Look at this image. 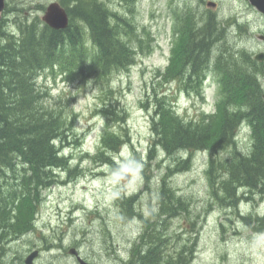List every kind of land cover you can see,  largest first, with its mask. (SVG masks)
Returning <instances> with one entry per match:
<instances>
[{
  "label": "trees",
  "instance_id": "1",
  "mask_svg": "<svg viewBox=\"0 0 264 264\" xmlns=\"http://www.w3.org/2000/svg\"><path fill=\"white\" fill-rule=\"evenodd\" d=\"M10 4V0H6L0 20V228L7 226L15 235L18 231L34 229L40 190L63 182L56 179L57 174L51 170L65 168L70 175L76 169V166H68V158L62 150L68 143L69 132L76 135L72 131L75 113L66 110L65 104L48 106V91L38 83L41 71L50 67L73 79L94 80L110 95L113 92L111 77L127 71L135 62V56L150 46L145 40L146 29L139 30L128 17L121 27L107 23V8L102 2L79 0L74 11L68 10L77 15L72 17L77 22L70 19L67 27L60 30L48 27L39 19L31 23L20 17L13 22L16 28L8 29L7 17L12 14ZM186 11L174 10L173 33L177 38L170 62L161 73L163 80L179 79L183 91H196L205 71L213 66L219 72L220 98L216 113L201 115L210 116L207 122L201 123L180 117L166 95L154 90L155 105L150 115L153 144L149 155L152 156L155 148L168 155L179 150L189 153L185 158H177L172 167L168 166L158 185L157 208L150 206L146 217L134 208L135 194L118 199L122 213L129 218L138 217L143 224L137 240L129 248L133 264H189L187 252L183 253L185 242L184 246L173 250L174 253L168 250L166 222L179 212L187 211L186 201L168 184V178L190 167L193 150L205 146L215 160H211L206 174L210 195L217 206L236 208L239 201L247 200L246 196L250 198L249 193L264 196L263 62L252 58L243 47L235 48L228 39L231 31L225 29L227 26H217L224 22L215 16H208L206 25L204 22L201 27L195 25V13ZM236 24H231L235 36L246 26ZM214 42L220 46L213 56V50L209 49H213ZM104 97L108 96L100 98L102 106L96 112L102 113L107 121L92 158L100 157L102 162L118 168L112 155L128 138L121 132L123 124L117 131L110 121L123 123L125 112L117 109L113 101L105 102ZM215 117L218 121L214 124ZM241 121L248 122L253 139L246 152L237 147L234 138ZM212 123L216 129L210 132L207 126ZM226 146L233 149L229 155L215 159ZM256 216L255 221H264V217Z\"/></svg>",
  "mask_w": 264,
  "mask_h": 264
},
{
  "label": "rangeland",
  "instance_id": "2",
  "mask_svg": "<svg viewBox=\"0 0 264 264\" xmlns=\"http://www.w3.org/2000/svg\"><path fill=\"white\" fill-rule=\"evenodd\" d=\"M13 1L15 3L10 4L12 14L7 17L8 29L16 28L13 22L21 16L24 20L25 12L37 19L43 15L36 11L39 8L35 2L26 1L27 4L19 0L16 4V0ZM189 1H121L120 9L129 20L139 30L142 27L146 29L145 40L150 47L135 56V62L127 71L111 77L113 92L110 95L105 94L94 80L73 79L71 75L57 69L53 71L50 67L41 71L38 83L48 91V106L65 104L66 110L75 113L72 131L76 135L69 132L63 154L68 158V166H76V169L70 175L65 168L52 171L57 174L56 179L63 182L53 183L48 190H40L35 227L26 235L30 241L24 245L18 243L25 252L40 244L46 246L37 264H74L70 256L63 257L58 250L59 245L76 246L95 264H125L122 259L128 257V250L137 240L143 224L138 217L124 215L117 205L118 199L135 194L134 208L146 217L150 206L157 208L158 185L168 166L172 167L177 158H185L189 153L179 150L168 155L155 148L152 156L149 155L153 144L150 115L155 105L154 92L165 94L171 101L170 106L185 120L200 115L202 111L216 113L220 98L219 72L213 69L212 64L196 91L181 92L179 89L183 88H179V84L182 85L179 79L166 82L161 74L170 62L177 38L173 33L176 27L174 10L188 9ZM212 1L218 3L214 10L217 19H226L222 25L219 24L228 27L225 29L230 28L232 33L228 39L235 48L243 47L252 58L255 53L264 51V41L259 39L264 35V18L249 0ZM15 7L16 11H13ZM194 11L198 12V9ZM233 23L246 26L240 28L235 36L230 26ZM219 46L220 43L212 46L213 52L217 53ZM213 52L212 55H216ZM261 83L264 88L263 77ZM103 95L108 96L104 97L105 102L113 101L117 109L125 112L123 123L110 121L111 127L117 131L123 124L121 132L128 138L112 155L118 168L102 162L100 157L92 158L107 121L102 113L96 112L102 106L100 98ZM217 119L215 117L214 124ZM207 128L211 129L210 132L216 129L213 123ZM237 128L236 145L246 152L253 140L251 128L247 121H241ZM232 150L226 146L216 156H228ZM201 153L192 154L188 169L174 172L168 178V184L186 201L187 211L168 218L167 249L174 253L173 250L184 246L185 242L183 253L187 252L189 264H264V221H255V215H264V196L249 193L250 198L246 196L248 199L239 201L236 208L217 206L210 195L206 174L209 154ZM125 174L130 178L123 182L120 177ZM50 243L56 244L58 249H50ZM14 253L17 255L16 251ZM51 255L56 258H51Z\"/></svg>",
  "mask_w": 264,
  "mask_h": 264
},
{
  "label": "flooded vegetation",
  "instance_id": "3",
  "mask_svg": "<svg viewBox=\"0 0 264 264\" xmlns=\"http://www.w3.org/2000/svg\"><path fill=\"white\" fill-rule=\"evenodd\" d=\"M20 1H24L25 3H27L26 1H28L29 3L35 2L36 6L39 8L36 11H39V12H41L43 14L46 11L48 5L55 2V3L59 4V6L62 7L66 11L67 16H68V21H70V19H72L73 16H77V15L71 14V17H70V15H69L70 13L67 10H73L74 11L76 9V6H77L75 4H78L77 2H79V0H76V1L75 0H20ZM20 1L18 0V3ZM82 1H85V0H82ZM92 1H98V2L101 1L104 4V6L107 8V14H106V18H107L106 21H107V23H109V22H112L113 23L114 22L115 25H118V27H120L126 21L127 15L124 14L123 13V10L120 9V4H121V1L122 0H92ZM127 1L128 0H126V2ZM130 1H132V0H130ZM74 2H76V3L74 4ZM189 2H190V5H189V7H188L187 10L190 11L191 9H193L191 11L195 13L194 14V18H195V23L196 24H199V25L203 24L205 22L206 17H208V16H215V17H217L214 14V10L217 8L218 3H216L215 1H213L215 3L213 6L208 5L206 0H196V1L190 0ZM189 8H191V9H189ZM194 9H198V12H195ZM13 11H16V7L13 9ZM188 11H186V12H188ZM201 13H202V15H201ZM109 15H111V16H109ZM29 16L30 15H28L26 12L23 15V17L25 18L24 20L26 22H31V21L37 19L35 17H29ZM202 16H204L203 17L204 20L202 19ZM20 18H22V16ZM74 18H73V20H74ZM197 18H199V20ZM40 19H39V21H41L42 23H44L42 21V19L41 20ZM174 20L176 21L175 18H174ZM200 20L202 22L201 24L199 23ZM116 22H119V23L116 24ZM120 22H123V23L121 24ZM188 22H190V20ZM119 24H120V26H119ZM263 66H264V62H263ZM209 119L210 118L203 117V116L194 117V120L201 121V123H205ZM196 152H198V153H200V152L205 153V152H207L206 151V147L205 146L204 147H200L199 150H193L192 151V153H196ZM208 154H209V158L207 159V162H206L207 167H209L211 165V163H212L211 160H213L210 157L209 151H208ZM215 159H217V156H215ZM213 161H215V160H213ZM5 228H0V233H2L1 236H0L1 237L0 238V262L2 264H5V263L6 264H12V263L13 264H15V263H17V264H22V263L23 264H26L25 263V258L31 252L37 251V254H36L35 258L32 261V264H37V261L42 256L43 251L46 250V246H43V245L40 244L39 246H36V247H34L32 249H29L27 252H25V250H22V247H20V245L18 243H21V245L22 244L24 245V244H26V242L30 241L29 237L26 238V235L28 234V231L27 230H25V231H23V230L22 231H18L17 234H15L16 235V237H15V235H14V232L15 231H12L13 233H11V230H8V228H6V229ZM5 232H7V234ZM20 232H21V234H20ZM6 235H7V237H6ZM16 241H19V242L16 243ZM50 245H51L50 246L51 249H54V250L56 248L58 249V247H59L58 250L61 251V253L63 255L70 256L71 257V261L74 262V264H80V262H79L80 259L84 260L85 262H87L89 264H95L87 256H84L81 253V251L79 249H77L76 246L70 247L71 245H59L57 247L56 244H51V243H50ZM71 249H73L74 252L71 251ZM14 251L17 252V255H15ZM128 252H129L128 257H125L124 259H122V263H125V264H133L132 253L129 250H128ZM50 257L51 258H54V257L56 258L55 255H51ZM8 260L10 262L12 260V263H8L9 262ZM21 260H24V261H21Z\"/></svg>",
  "mask_w": 264,
  "mask_h": 264
},
{
  "label": "water",
  "instance_id": "4",
  "mask_svg": "<svg viewBox=\"0 0 264 264\" xmlns=\"http://www.w3.org/2000/svg\"><path fill=\"white\" fill-rule=\"evenodd\" d=\"M250 4L254 6V8L261 14L264 15V0H249ZM208 5L213 6L215 3L212 1L207 2ZM5 6V0H0V19H1V14ZM42 20L50 26L52 29L55 30H60L64 29L68 25V16L66 11L59 6L57 3H51L48 5L46 11L44 12V15L42 16ZM259 39L263 40L264 35H260ZM254 58L258 61H263L264 60V52L260 51L257 52L254 55ZM263 75H264V70H263ZM262 99L264 101V93L262 94ZM128 175L121 176L122 181L127 180ZM71 251L74 252L73 249ZM37 254V251L31 252L26 258H25V263L26 264H32L33 259L35 258ZM80 264H88L84 260L80 259L79 260Z\"/></svg>",
  "mask_w": 264,
  "mask_h": 264
},
{
  "label": "bare ground",
  "instance_id": "5",
  "mask_svg": "<svg viewBox=\"0 0 264 264\" xmlns=\"http://www.w3.org/2000/svg\"><path fill=\"white\" fill-rule=\"evenodd\" d=\"M75 1H76V0H75ZM11 2H14V1L12 0ZM68 2H69V1H68ZM97 2H98V1H97ZM100 2H101V1H100ZM14 3H15V2H14ZM14 3H13V4H14ZM17 3H18V2H17ZM75 3H76V2H74V4H75ZM77 3H79V2H77ZM65 4H66V3H65ZM66 5H67V4H66ZM75 5H77V4H75ZM79 5H80V4H79ZM201 5H202V4H201ZM72 6H73V5H72ZM77 7H78V5H77ZM67 8H68V7H67ZM73 9H74V8H73ZM67 11H68V10H67ZM70 11H71V10H70ZM199 12H200V11H199ZM204 12H205V11H204ZM69 13H70V12H69ZM71 14H72V13H71ZM71 14H69L70 17H71ZM109 14H110V13H109ZM199 15H200V14H199ZM201 15H202V13H201ZM109 16H111V15H109ZM70 17H69V18H70ZM203 17H204V16H202V19L204 20ZM72 19H73V18H72ZM72 19H71V20H72ZM76 19H77V18H76ZM106 19H107V18H106ZM197 19L199 20V18H197ZM202 19H201V20H202ZM208 19H209V18H208ZM210 19H211V18H210ZM215 19H217V18H215ZM117 20H118V19H117ZM186 20H187V18H186ZM201 20H200V22H201ZM211 20H212V19H211ZM224 20H226V19H224ZM74 21H75V20H74ZM188 21H189V20H188ZM222 21H223V20H222ZM69 22H70V21H69ZM71 22H72V21H71ZM76 22H77V21H76ZM76 22H75V23H76ZM186 22H187V21H186ZM213 22H214V21H213ZM217 22H219V21H217ZM223 22H224V21H223ZM31 23H32V22H31ZM31 23H30V24H31ZM109 23H110V22H109ZM111 23H112V22H111ZM113 23H114V22H113ZM117 23H119V22H116V24H117ZM120 23L122 24L123 22H120ZM191 23H192V22H191ZM215 23H216V22H215ZM240 23H241V22H240ZM33 24H34V23H33ZM83 24H84V23H83ZM114 24H115V23H114ZM204 24L206 25V21H205ZM220 24L222 25V23H220ZM220 24H218L217 26H219ZM25 25H26V24H25ZM27 25H28V24H27ZM109 25L111 26V24H109ZM124 25H125V24H124ZM187 25H188V24L185 23V26H187ZM195 25L198 26L199 24H195ZM201 25H203V24H201ZM201 25H200V26H201ZM236 25H238V24H236ZM38 26H39V25H38ZM80 26H81V25H80ZM82 26H83V25H82ZM117 26H118V25H117ZM119 26H120V24H119ZM223 26H224V25H223ZM230 26H232V25H230ZM19 27H20V26H19ZM112 27H114V26H112ZM120 27H121V26H120ZM190 27H192V26H190ZM201 27H202V26H201ZM203 27H204V25H203ZM225 27H226V26H225ZM236 27H237V26H236ZM195 28H196V27H195ZM231 28H232V27H231ZM184 29H185V28H184ZM188 29H189V27H188ZM220 29H221V28H220ZM229 29H230V28H229ZM192 31H193V30H192ZM197 31H198V30H197ZM216 31H217V30H216ZM223 31H224V30H223ZM228 31H229V30H228ZM12 32H13V31H12ZM218 32H220V31H218ZM225 32H227V31H225ZM214 33H216V32H214ZM228 33H230V32H228ZM231 33H232V32H231ZM219 34H220V33H219ZM215 35H216V34H215ZM216 36H217V35H216ZM216 36H215V37H216ZM220 37H221V36H220ZM222 38H223V37H222ZM242 38H243V36H242ZM214 40H215V38H214ZM207 41H208V40H207ZM219 41H220V40H219ZM216 42H217V41H216ZM220 42H221V41H220ZM208 43H209V42H208ZM211 43H212V42H211ZM213 44H214V46H215V42H214ZM218 45H219V44H218ZM208 46H209V45H208ZM215 49H216V47H215ZM210 50H214V49H209V51H210ZM215 52H216V51H215ZM215 52H213V53H215ZM215 54H217V53H215ZM213 56H214V55H213ZM215 57H216V56H215ZM250 119H251V118H250ZM58 141L60 142V140H58ZM56 142H57V141H56ZM57 143H58V142H57ZM58 146L60 147L59 144H58ZM58 146H57V147H58ZM56 156H57V155H56ZM59 156H60V155H59ZM60 165H61V164H60ZM60 165H59V166H60ZM49 170H50V169H49ZM52 171H53V170H51V172H52ZM262 181H263V180H262ZM240 186H241V185H240ZM243 187H244V186H243ZM261 187H262V186H261ZM45 189H46V188H45ZM242 189H243V188H242ZM245 189H246V188H245ZM245 189H243V190H245ZM247 189H248V187H247ZM240 192H242V191H240ZM240 192H239V193H240ZM241 194H242V193H241ZM237 195H238V194H237ZM225 197H226V196H225ZM238 198H239V197H238ZM226 200H227V199H226ZM233 202H234V201H233ZM232 204H233V203H232ZM1 227H2V226H1ZM6 227H7V226H6ZM5 229H6V228H5ZM8 232H9V231H8ZM5 233L7 234V232H5ZM5 233H4V234H5ZM11 233H13V232L11 231ZM11 233H10V234H11ZM1 234H2V233H0V236H1ZM20 234H21V232H20ZM4 236H5V235H4ZM21 236H22V235H21ZM6 237H7V235H6ZM15 237H16V235H15ZM18 237H19V236H18ZM0 238H1V237H0ZM2 238H3V237H2ZM8 238H9V237H8ZM7 241H8V240H7ZM63 247H64V246H63ZM64 248H65V247H64ZM50 249H51V248H50ZM77 249H78V248H77ZM64 250H65V249H64ZM134 251H136V250H134ZM15 255H16V254H15ZM19 255H20V254H19ZM22 256H23V255H22ZM2 257H3V256H2ZM14 257H15V256H14ZM63 257H66V256L64 255ZM63 257H62V258H63ZM149 257H150V256H149ZM11 258H12V257H11ZM20 258H21V257H20ZM22 258H23V257H22ZM66 258H67V257H66ZM1 260H2V259H1ZM137 260H138V259H137ZM8 261H9V260H8ZM18 261H19V260H18ZM21 261H24V260H21ZM16 262H17V261H16ZM64 262H65V261H64ZM0 263H1V262H0ZM8 263H12V260H11V262L9 261ZM61 263H62V262H61ZM1 264H2V263H1ZM5 264H6V263H5ZM12 264H13V263H12ZM15 264H17V263H15ZM22 264H23V263H22Z\"/></svg>",
  "mask_w": 264,
  "mask_h": 264
}]
</instances>
